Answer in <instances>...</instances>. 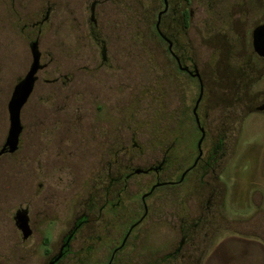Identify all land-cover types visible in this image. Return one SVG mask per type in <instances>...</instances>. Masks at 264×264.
<instances>
[{"label": "rangeland", "instance_id": "374dc122", "mask_svg": "<svg viewBox=\"0 0 264 264\" xmlns=\"http://www.w3.org/2000/svg\"><path fill=\"white\" fill-rule=\"evenodd\" d=\"M169 2L174 10L181 0ZM48 7V19L36 24ZM187 7L190 22L176 36V48L187 53L203 84L197 114L206 133L204 156L217 146V135L224 142L207 175L200 177L199 166L178 183L196 155L191 109L198 84L176 73L154 36L160 0H0V147L7 103L29 70L34 40L42 66L20 113L19 151L0 157V264H44V212L51 216L54 252L90 207L89 222L60 264H108L141 215L140 195L155 181L166 185L145 200V219L111 264H162L182 234L191 241L184 257L199 256V264H264V113L246 114L264 99V63H239L251 57L248 28L263 20L264 0H190ZM96 108L106 111L102 124L104 112ZM99 125L108 147L116 140L123 147L122 162L111 164L109 177H116L117 167L143 170L170 157L156 178L131 176L116 213L101 216L97 177L109 165L88 160L85 147L86 131ZM18 209L27 210L35 230L26 245L13 222ZM183 251L173 264L183 262Z\"/></svg>", "mask_w": 264, "mask_h": 264}, {"label": "flooded vegetation", "instance_id": "af4514ba", "mask_svg": "<svg viewBox=\"0 0 264 264\" xmlns=\"http://www.w3.org/2000/svg\"><path fill=\"white\" fill-rule=\"evenodd\" d=\"M160 3H161L162 8H161V10L156 11L155 21L153 23L154 36L162 44H164L165 53H166L168 59L170 60V62H172L174 64V67L176 69V73H180L181 75L188 77L191 80H195L198 84V90H199V80L196 77L189 75V73H191L193 75L194 71H197L194 68L193 62L191 61L190 58L187 57V53L179 52L178 49L176 48L177 43H178L177 37H179V36L182 37V35H183L182 32H185V30L188 28L190 18H191V12L183 0H181L180 4L176 5V9H174V10L171 9L169 0H166L167 8H166V11L160 16V21H159L158 31H157L155 29V24L157 21V15L161 11H163V9H164L163 0H160ZM94 4H95L94 2L91 3L89 5V8H88V12H89L88 20L89 21H93ZM181 5H183V6H181ZM189 5H190V3H189ZM184 10H187V13H188L187 19H184L185 18ZM49 13H50V8L49 7L45 8L43 10L42 14L40 15V21H37L36 24L45 23V21L48 19ZM260 19H262V18H260ZM263 25H264V17H263V20L261 22L255 24V26H250L248 28L249 35H250V46H251L252 54H251L250 58H248L242 62H239L243 66H250L252 63L253 64L254 63L258 64L259 62L264 63V57L263 58L258 57L253 52V48H252V33L256 28L263 26ZM172 30L175 31V33H172ZM36 41L37 40L30 42L28 46H29V50H30V55H31L32 49H34L36 51V53L38 55V65L41 68L42 66L39 64L40 55L36 49V46H37ZM100 58H101V61H105V47L103 44H100ZM31 59H32V55H31ZM31 63H32V61H31ZM40 68L38 71L41 70ZM180 69H187V71H182ZM199 77H200V75H199ZM200 80H201V78H200ZM36 81H37V79L35 80V83H36ZM35 83H34V85H35ZM201 83H202V81H201ZM33 88H34V86H33ZM31 94H32V92H31ZM203 95H204V89H203L202 98H201V100L197 106L196 113H195L196 118L198 120V124L196 123L195 116L192 113L196 100H195L193 107L191 109V117H192V121L194 123L193 125H194L196 132L199 135L197 140H196V143H195L196 155L193 158L190 165L187 168H185L183 171H181V172H183V174H182L178 183H181L182 180L186 177V175L190 171L197 169L199 166H201L202 170H204L203 173H200V177L202 178L203 176L207 175L209 173L207 170L211 169L212 166L215 164L216 159L214 160V155L217 154L216 151L220 152V148L222 147L221 143L224 142V136H221V134L217 135V146H215V144H212L210 147V150H209V152H210L209 155H207L206 157L204 156L203 144H204L205 139H206V133H205V130L203 129V127L201 125L200 119H199L198 114H197L198 107L203 100ZM197 96H198V94H197ZM196 99H197V97H196ZM96 110L100 113V115H101V112L102 113L104 112V115L102 114L100 119L98 120V122L100 124H102L104 122L103 117L106 116V111H103L101 108L100 109L96 108ZM251 112L264 113V99L259 104L257 103L255 105L249 107V108L248 107L246 108V114L251 113ZM230 126L232 127L230 129V132H234L236 128L233 126V124ZM97 128L98 129L95 128L94 130L89 128L88 131H86L87 132L86 133L87 139L85 141V147H86V153H87L88 160H90L91 157H94V158H96V161L98 163H103V164L109 165V168H105V170L100 172L99 176L97 177V179L100 180V186H101V190H102V204H101V207L98 209V215L101 216L103 213H105L106 215L110 214V213H114V212L116 213V211L120 205L119 199L121 198V196L124 192V186L123 185L131 176L136 175V174H143V175L152 174L153 177L156 178L159 175V173L162 171L163 167L167 163L168 158H170V157H168L165 154V156L159 160V162H158L159 164L157 167H148V168L143 169V170L128 169V172L124 173L122 167H120V168L117 167L116 177L115 178H112L111 176L109 177V174L111 172V164L113 162H115L116 164H118L119 162H122L123 147L118 144V140H116V144L114 145V147H112V145L109 141L110 146L108 147L106 131H103V127H100V125ZM201 129L204 132V138H203L201 146H200L201 155H200V157H198L199 154H198V149H197V142L201 137V133H200ZM95 138H97V143H96ZM116 139H118V138H116ZM113 148H115L114 152L112 151ZM18 151H19V143H18V148H17L16 152H18ZM4 155H14V153L13 154H4ZM204 158H205V161H204ZM55 169L56 170L54 173L59 174V172L61 171L60 168L55 166ZM107 181H109V182L107 183ZM104 183H107V184L104 185ZM102 185H104V187H102ZM119 185H121V187H119ZM156 185L164 186V185H166V183L155 181L154 185L150 186L147 193L140 195L139 201L141 204V215L132 225L129 226L125 235L123 236V238L120 241V245L112 251L110 258H109V261H108L109 262L108 264H111V261L114 259L115 255L124 248L125 244L127 243V240L131 236V233L133 232V230L135 228H137V226H139V224L145 219V216L147 214V208L145 205V200H147V198L151 195V193L154 191L155 188L161 187V186L155 187ZM152 188H153V190H152ZM91 208L92 207H90L88 212L85 213L83 216L74 219L72 225L69 227V229L65 233V235H63V237L57 241L58 242L57 243V249L54 252L52 249H50V246H49L51 243V238L54 237V228L49 222V219L51 217L50 213H48L47 211L44 212V221L47 222V226L44 227V229H42L40 231V234L46 231V236L40 239V244L41 245L43 244L42 245V247H43L42 257L45 259L44 264H60L61 261L70 254V243L75 239L80 228L84 224L89 222L88 215L93 211L92 210L93 208L92 209ZM17 212H22L25 215V218L27 220V225H28V228L30 231V236L26 240L21 239V241L26 245V243H28L29 241H31L33 239V236L35 235V230L33 229V227L30 224V220H29L27 210L26 209H18V210H16L15 214ZM52 212H54V211H52ZM55 234H56L55 236L58 237L59 232H55ZM20 238H21V235H20ZM188 239L189 238H187L186 235L182 234V236L180 237L179 243H178V247H176V249L174 250L173 253L166 255L164 258H162L161 263L162 264H173L174 261L177 259V256L180 254V252L183 251L184 247L188 244H191V241H188ZM191 255L192 254H187V256L185 258L184 257V251H183V253H182V256H183L182 261L183 262L181 264H199V258L200 257L198 256L197 258L192 259Z\"/></svg>", "mask_w": 264, "mask_h": 264}, {"label": "water", "instance_id": "95a60500", "mask_svg": "<svg viewBox=\"0 0 264 264\" xmlns=\"http://www.w3.org/2000/svg\"><path fill=\"white\" fill-rule=\"evenodd\" d=\"M164 9L157 15V21L155 24V29L158 31V25L160 21V16L166 11L167 3L166 0H163ZM252 48L253 52L260 58L264 57V25L256 28L252 33ZM32 55V63L29 67V70L25 77L20 80L11 93L10 99L7 103V114H8V130L7 135L4 141L3 146L0 148V157L4 154H13L16 152L19 143V136L22 131V127L20 125V112L25 103L27 102L31 92L33 90V86L36 80V73L39 70L38 65V55L34 49L31 50ZM182 71H187V69H180ZM190 76L196 77L199 80V90L198 96L193 108V115L195 116V121L198 124V120L196 118V109L197 106L202 98L203 94V85L201 83L199 74L197 71H194L192 75L189 73ZM201 137L197 142V149H198V157L201 155V143L204 138V132L200 130ZM161 185H156L158 187ZM154 188V187H153ZM152 188V190H153ZM13 222L15 228L19 231L22 240H26L30 236V231L27 225V220L25 215L22 212H17L13 217Z\"/></svg>", "mask_w": 264, "mask_h": 264}, {"label": "trees", "instance_id": "16d2710c", "mask_svg": "<svg viewBox=\"0 0 264 264\" xmlns=\"http://www.w3.org/2000/svg\"><path fill=\"white\" fill-rule=\"evenodd\" d=\"M184 2H185V4L187 5V6H189V3H190V0H183ZM187 10H184V15H185V18L184 19H187Z\"/></svg>", "mask_w": 264, "mask_h": 264}]
</instances>
